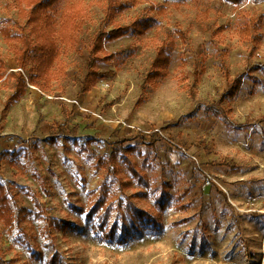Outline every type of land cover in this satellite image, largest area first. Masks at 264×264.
I'll list each match as a JSON object with an SVG mask.
<instances>
[{
  "label": "rangeland",
  "instance_id": "374dc122",
  "mask_svg": "<svg viewBox=\"0 0 264 264\" xmlns=\"http://www.w3.org/2000/svg\"><path fill=\"white\" fill-rule=\"evenodd\" d=\"M41 1L0 0L7 264H264V0Z\"/></svg>",
  "mask_w": 264,
  "mask_h": 264
},
{
  "label": "trees",
  "instance_id": "16d2710c",
  "mask_svg": "<svg viewBox=\"0 0 264 264\" xmlns=\"http://www.w3.org/2000/svg\"><path fill=\"white\" fill-rule=\"evenodd\" d=\"M55 0H42L39 4L45 3L46 6L52 4ZM59 1V0H57ZM178 1V0H177ZM235 3H240L243 0H230ZM135 4V3H134ZM132 0L123 1L120 3L117 0H111L108 9H111L112 12H114L116 9L123 10L124 8H129L134 5ZM71 9V8H70ZM152 20L151 19H141L135 22L129 23L127 26H117L114 28L109 29L108 31H102L100 30L92 39L91 42V48L89 49L88 55L85 57L84 66L86 69L85 77L83 78L82 85L83 90H87L90 86H92L98 79L103 78L107 76L108 72H102L97 69H95L96 62L100 59L97 52L99 51L101 47V43L104 39H115L121 35L132 33V34H141L149 29L151 26ZM29 42L30 39L28 37H24L22 40L23 46L21 50V58L18 61V67H24L26 65V59L29 56V54L26 53L27 49L29 48ZM43 45L45 44H39L38 50L40 49L42 53H49L53 51L52 49H46ZM164 49H168V46L166 44H163L160 48L156 50V55L153 59L152 66L156 69V66L159 63H164L163 61H169L168 57L164 54ZM53 54V53H52ZM52 54H48L47 58L51 57ZM25 58V59H24ZM43 58L41 57L38 62V69L37 72L42 73V62ZM1 68V63H0ZM16 77L20 82H23L22 80V74L20 72H16ZM15 74V73H14ZM149 76H147L148 78ZM225 78L229 82V88L224 93V95H228V97L232 96L236 90L238 89V83L240 82V76L239 78H233L230 79L229 74L225 73ZM31 80V78H30ZM148 81V79L145 80V82ZM22 86H19L21 88ZM0 220L3 222V224L7 227L11 226L12 221V210L11 206L8 203L7 198V192L4 188V185L0 183ZM0 264H7L6 259L2 256V250L0 247Z\"/></svg>",
  "mask_w": 264,
  "mask_h": 264
},
{
  "label": "built area",
  "instance_id": "2783aa9c",
  "mask_svg": "<svg viewBox=\"0 0 264 264\" xmlns=\"http://www.w3.org/2000/svg\"><path fill=\"white\" fill-rule=\"evenodd\" d=\"M210 179H211V177L209 175H207V179H206L207 184L210 183Z\"/></svg>",
  "mask_w": 264,
  "mask_h": 264
}]
</instances>
